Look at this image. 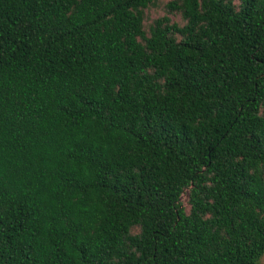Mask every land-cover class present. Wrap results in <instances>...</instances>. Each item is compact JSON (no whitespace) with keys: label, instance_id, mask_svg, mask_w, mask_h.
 <instances>
[{"label":"trees","instance_id":"obj_1","mask_svg":"<svg viewBox=\"0 0 264 264\" xmlns=\"http://www.w3.org/2000/svg\"><path fill=\"white\" fill-rule=\"evenodd\" d=\"M156 1L0 0V264H262L264 0Z\"/></svg>","mask_w":264,"mask_h":264},{"label":"rangeland","instance_id":"obj_2","mask_svg":"<svg viewBox=\"0 0 264 264\" xmlns=\"http://www.w3.org/2000/svg\"><path fill=\"white\" fill-rule=\"evenodd\" d=\"M169 0H157L154 4H151L148 8L144 10L145 21H144V29L146 33L149 35L150 27L154 24V22L160 18L168 16L173 23H177L180 26H184L186 21L183 19V16L180 12H169L167 4ZM182 201L187 210L190 209L188 204V197L184 195ZM139 229L136 228L133 230V233H138ZM262 264H264V257L262 258Z\"/></svg>","mask_w":264,"mask_h":264}]
</instances>
